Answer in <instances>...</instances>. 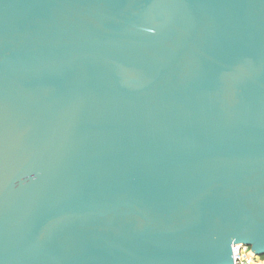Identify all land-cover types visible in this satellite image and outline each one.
Wrapping results in <instances>:
<instances>
[{
    "label": "water",
    "instance_id": "1",
    "mask_svg": "<svg viewBox=\"0 0 264 264\" xmlns=\"http://www.w3.org/2000/svg\"><path fill=\"white\" fill-rule=\"evenodd\" d=\"M264 255V0H0V264Z\"/></svg>",
    "mask_w": 264,
    "mask_h": 264
},
{
    "label": "built area",
    "instance_id": "2",
    "mask_svg": "<svg viewBox=\"0 0 264 264\" xmlns=\"http://www.w3.org/2000/svg\"><path fill=\"white\" fill-rule=\"evenodd\" d=\"M233 264H257L256 255L248 245L237 243L232 246Z\"/></svg>",
    "mask_w": 264,
    "mask_h": 264
},
{
    "label": "crops",
    "instance_id": "3",
    "mask_svg": "<svg viewBox=\"0 0 264 264\" xmlns=\"http://www.w3.org/2000/svg\"><path fill=\"white\" fill-rule=\"evenodd\" d=\"M264 256H259L258 259H257V264H264V259H263Z\"/></svg>",
    "mask_w": 264,
    "mask_h": 264
},
{
    "label": "rangeland",
    "instance_id": "4",
    "mask_svg": "<svg viewBox=\"0 0 264 264\" xmlns=\"http://www.w3.org/2000/svg\"><path fill=\"white\" fill-rule=\"evenodd\" d=\"M263 259H264V257H263Z\"/></svg>",
    "mask_w": 264,
    "mask_h": 264
},
{
    "label": "trees",
    "instance_id": "5",
    "mask_svg": "<svg viewBox=\"0 0 264 264\" xmlns=\"http://www.w3.org/2000/svg\"><path fill=\"white\" fill-rule=\"evenodd\" d=\"M262 256H264V255H262Z\"/></svg>",
    "mask_w": 264,
    "mask_h": 264
}]
</instances>
